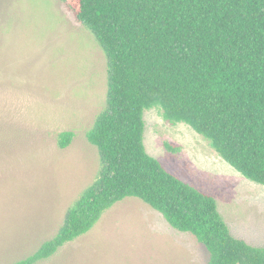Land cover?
I'll return each mask as SVG.
<instances>
[{
	"label": "rangeland",
	"instance_id": "obj_1",
	"mask_svg": "<svg viewBox=\"0 0 264 264\" xmlns=\"http://www.w3.org/2000/svg\"><path fill=\"white\" fill-rule=\"evenodd\" d=\"M107 63L60 0H0V264L32 254L62 226L100 171L86 132L105 108ZM146 152L212 196L230 234L264 247V186L245 179L183 123L143 114ZM73 134L65 149L58 135ZM173 149L168 151L165 146ZM195 238L136 198L37 264H207Z\"/></svg>",
	"mask_w": 264,
	"mask_h": 264
},
{
	"label": "trees",
	"instance_id": "obj_2",
	"mask_svg": "<svg viewBox=\"0 0 264 264\" xmlns=\"http://www.w3.org/2000/svg\"><path fill=\"white\" fill-rule=\"evenodd\" d=\"M60 1L106 58L105 108L85 134L100 171L57 233L10 264L48 260L126 198L192 235L207 264H264V247L234 238L215 199L167 172L143 143V114L159 108L165 121L189 126L236 172L264 186V0ZM72 138L59 134L58 148Z\"/></svg>",
	"mask_w": 264,
	"mask_h": 264
}]
</instances>
